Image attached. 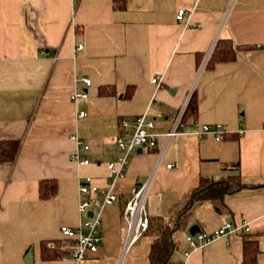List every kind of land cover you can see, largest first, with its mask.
Instances as JSON below:
<instances>
[{
    "label": "crops",
    "instance_id": "0c3cea01",
    "mask_svg": "<svg viewBox=\"0 0 264 264\" xmlns=\"http://www.w3.org/2000/svg\"><path fill=\"white\" fill-rule=\"evenodd\" d=\"M127 5L121 12L112 0H0V140L22 141L14 163L0 162V264H120L124 206L146 182L166 141L162 134L194 93L198 116L181 127L187 134L170 141L149 192L151 224L158 228L176 217L201 177L240 175L256 187L226 197L231 215L218 213L210 201L195 204L188 227L173 235L169 264H242L243 245L251 241L259 245L257 264H264V0H127ZM180 9H187L184 23L176 18ZM221 38L255 48L200 73ZM197 54L205 55L200 67ZM156 77L160 86L152 82ZM130 86L134 95L128 99ZM105 88L109 94H103ZM82 91L88 97L74 98ZM145 114L161 134L158 144L131 152L127 173L114 187L118 200L102 210L98 251L84 260L67 255L44 261L42 243L62 247L63 226L86 229L91 215L79 210V177L91 175L102 188L109 186L107 164L123 155L115 143L122 120L130 122L131 132ZM218 123L228 129L221 140L200 135L204 125ZM72 135L89 145L79 152L90 159L87 166L71 159L78 149ZM44 179L58 181L54 199L39 197ZM226 222L235 231L191 250L192 225L212 234ZM155 238L152 232L141 237L123 264H150Z\"/></svg>",
    "mask_w": 264,
    "mask_h": 264
},
{
    "label": "built area",
    "instance_id": "2783aa9c",
    "mask_svg": "<svg viewBox=\"0 0 264 264\" xmlns=\"http://www.w3.org/2000/svg\"><path fill=\"white\" fill-rule=\"evenodd\" d=\"M186 15L187 9H180L176 18L178 21L184 23L186 20ZM82 47L83 46L80 45L78 48L82 49ZM212 51H210V53H208L204 58V63L200 73L202 70H204ZM84 82H86L87 85H91L92 83L91 79L88 78H85ZM152 82L157 86L161 85L160 77L154 78ZM76 97L85 98L88 97V94L86 91H82L80 93H76L74 98ZM187 103L185 104V107L179 112L172 128L168 132L162 134L165 136L166 141L160 148L158 158L153 164V168L148 173L146 182L140 187L134 188L132 190L131 197L124 206L123 218L127 225V230L124 238L125 242L123 245L122 259L120 264H123L130 250L140 240L141 237L148 233V230L151 227L150 215L146 208L149 192L155 181L154 179L160 167V163L167 152L166 149L170 141L176 136L187 134V132L181 130V127L184 125L182 118L188 107ZM85 115L86 114L84 112L80 113V117H84ZM134 122V130L128 132L130 122L127 119L122 120L123 132L116 136L117 138L115 143L121 152H123V155H120L115 161L107 164L109 170V186L102 188L91 175L79 177L80 196L82 197L79 210L86 215H88L90 211H93V215L88 217V220L84 225L86 229L83 227L72 229L70 227L63 226L62 235L65 241L61 247L63 258H67L69 256L75 261L84 260L90 257V254L98 251L99 244L101 242L102 210L105 206L111 205L118 200V194L114 190V187L117 180L125 177L127 173L131 152L146 146L152 148L157 146L158 139L160 138L161 134L155 132V121L150 118L148 114H145L138 116ZM199 133L202 136L204 134L214 135L216 140L219 141L225 134L228 133V129L225 125L220 123L216 125L207 124L204 125ZM72 138L78 141V149L73 152L71 159L79 163L81 166H87L90 164V159H82L79 152L87 151V149H89V145L84 144V142H82L80 138L75 135H72ZM172 167V164H168V168ZM232 231H235L233 225L229 222H226L221 226V228L212 234H188L187 242L192 251L200 250L207 247V245L213 241L222 238V236L226 235L228 232ZM69 241H71V243ZM50 246L55 247V244L52 243ZM191 253L192 252H188L187 257H190ZM176 264H187V260H180Z\"/></svg>",
    "mask_w": 264,
    "mask_h": 264
},
{
    "label": "trees",
    "instance_id": "16d2710c",
    "mask_svg": "<svg viewBox=\"0 0 264 264\" xmlns=\"http://www.w3.org/2000/svg\"><path fill=\"white\" fill-rule=\"evenodd\" d=\"M112 5L115 11L121 12L126 11L128 7L127 0H112ZM251 48L255 47L249 45H237L231 38H221L216 42L215 48L207 60L208 62L204 69L215 70L218 64L234 62L240 51ZM204 56V54H197L196 61H198V67L201 66ZM109 90L111 89H103V94H109ZM133 92L134 87L130 86L126 92V98H131L134 95ZM198 103V95L194 93L188 102V107L182 118L185 125L188 126L191 119L197 118L199 112ZM21 146V140H0V162L14 163L18 157ZM233 166L238 168L239 163H236ZM200 179L199 186L191 193V198L176 217L164 221L158 228H153L150 221L151 227L148 232L155 233L156 235L149 252L150 264L170 263L173 251L176 247V241L173 235L179 229L188 227L189 222L193 217V206L195 204L210 201L218 213L231 215V212L225 203L226 197L235 194L237 191L246 188L250 189L252 186L256 187L255 185L247 184L240 175L220 179L205 176ZM39 184V197L43 201L54 199L58 195L59 183L56 179H44L41 180ZM54 244L55 247H51L47 241L42 243L41 257L44 261L61 260L63 258L61 246L58 242ZM243 251L242 264H257V256L260 252L257 241L245 242L243 245Z\"/></svg>",
    "mask_w": 264,
    "mask_h": 264
},
{
    "label": "water",
    "instance_id": "95a60500",
    "mask_svg": "<svg viewBox=\"0 0 264 264\" xmlns=\"http://www.w3.org/2000/svg\"><path fill=\"white\" fill-rule=\"evenodd\" d=\"M142 150V149H141ZM89 215H93V211H90L89 212ZM201 232V229H200V227H199V225L198 224H194V225H192V227L189 229V234H195V233H200Z\"/></svg>",
    "mask_w": 264,
    "mask_h": 264
},
{
    "label": "bare ground",
    "instance_id": "6f19581e",
    "mask_svg": "<svg viewBox=\"0 0 264 264\" xmlns=\"http://www.w3.org/2000/svg\"><path fill=\"white\" fill-rule=\"evenodd\" d=\"M216 125V124H215Z\"/></svg>",
    "mask_w": 264,
    "mask_h": 264
}]
</instances>
